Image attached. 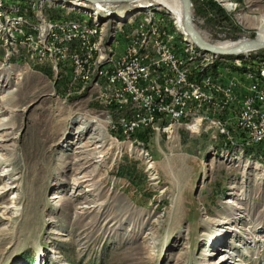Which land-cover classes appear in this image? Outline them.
Returning <instances> with one entry per match:
<instances>
[{"label": "rangeland", "instance_id": "374dc122", "mask_svg": "<svg viewBox=\"0 0 264 264\" xmlns=\"http://www.w3.org/2000/svg\"><path fill=\"white\" fill-rule=\"evenodd\" d=\"M191 2L205 39L257 38L264 0ZM72 6L0 1V22L14 12L27 20L12 38L0 32V264H264V148L256 156L252 142L181 129L174 140L150 127L127 135L122 112L98 96L95 74L125 48L124 39L114 43L118 15L98 16L107 31L100 61L74 79L46 56L55 48L49 31L41 37L44 20ZM130 9L138 28L150 16L168 21L194 61H220L230 74L240 73L233 64L264 61V48L206 59L194 43L201 52L192 54L166 8L111 7ZM241 72L264 82L259 69ZM95 116L108 121L90 122Z\"/></svg>", "mask_w": 264, "mask_h": 264}, {"label": "built area", "instance_id": "2783aa9c", "mask_svg": "<svg viewBox=\"0 0 264 264\" xmlns=\"http://www.w3.org/2000/svg\"><path fill=\"white\" fill-rule=\"evenodd\" d=\"M72 14H64L73 16L72 25L61 24L63 15L50 14L43 31L55 28L66 37H87L94 55L93 30L82 16ZM144 19L148 36L139 38V28L133 21H125L120 38L125 39V48L115 49L116 58L109 70H95L101 74L98 96L122 112L126 134L150 127L165 132L169 140L176 139L180 129L189 134L211 132L231 140H248L247 132H256V140H263L264 85L244 77L241 65L264 71V61L233 64L240 65V73L230 74L228 69L214 68L210 61H194L186 47L175 41L163 17ZM192 22L196 27L193 18ZM78 52L56 45L55 52L46 56L54 57V69L59 65L69 68L73 79L84 71V65L77 62ZM201 69H208V76H201Z\"/></svg>", "mask_w": 264, "mask_h": 264}, {"label": "bare ground", "instance_id": "6f19581e", "mask_svg": "<svg viewBox=\"0 0 264 264\" xmlns=\"http://www.w3.org/2000/svg\"><path fill=\"white\" fill-rule=\"evenodd\" d=\"M0 1H2V0H0ZM68 1L71 4H73V6H72V10L73 11L75 10V12H78V13H82V12L86 13L87 16H82V17L84 19V23L87 24V25H90L91 30H93V45H94V48H95V52L98 49H100L101 47H103V45L105 43L106 32H107L105 27L101 26L98 23V16L101 15V14L102 15H107V16H110V15L116 16V15H118L121 23H118L116 25L115 31H114L115 39L114 38L113 39H114V43H115L116 46H121V45L123 46L122 40L120 39L121 38V30L123 29V25H124L123 23L125 22V20L126 21H133L134 25H136L137 22H138L139 16L135 15V16L131 17V14H132V10L131 9H130V11H127V10L117 11L116 10V12H112L111 11V7H113L116 4L120 5L118 7H122L124 5H130V4H134L135 5L136 3L139 4V6H142V7H145V8H148V7L153 6V5H161L162 7L166 8L167 11L171 14L173 20L175 21L174 23H176V25L178 27L177 29H180V31L183 33V38H184L185 43L187 44L186 46H187L188 50H190L192 52V54L196 53L198 51V50L195 51V46H196L194 44L195 42L191 39V37L189 36L188 32L186 31V29L184 27L185 23H184V14H183V8H182L181 0H151L148 4H147V2L144 3V0H139L137 2H129L127 4L125 3L124 0L102 1V2H104L106 4L111 5V6H106L105 4H101V3H99L100 1H95V2H89V1H86V0H68ZM129 1H133V0H129ZM12 3H14V2H12ZM227 5H229V4H227ZM118 7H115V8H118ZM0 8H2V7H0ZM92 12H94V13H92ZM115 13H118V14H115ZM76 15H77V13H76ZM77 16H81V15H77ZM63 17H64V15L61 17V24L62 25H72L73 24V18L63 19ZM5 19H6L5 21H1L0 22V32L2 30H5V32L10 31V38L13 37V32H15L14 29H17V27H18L17 26L16 28H14L16 24L20 25V23H27L26 22L27 20H22L21 15L18 16L17 13H15V12L14 13H10V14L8 13L7 14V18H5ZM44 21H45L44 25L41 26V29H42L41 37L44 36V32H46V31L48 32L49 31L50 32V39H51V42H52V45H53L54 48L57 45L58 47H61L62 49H67L68 45H75V49H79V52L77 53V62H79L81 64H84V68H85V66L88 67V66L92 65L93 63H96V62L100 61V59H99L100 55L97 58H95V53H94V55H92V47L90 45L89 38L84 37L82 35H69V37H66V36H64V34H59V29H55V28H46L43 31V28L45 27V24H46V20H44ZM141 21H144V19H141ZM167 22L168 21H166V24H167V27H168V23ZM142 25H143L144 28H139V38H146L148 36V24L145 25L142 22ZM168 29H169V27H168ZM258 30L259 31H258V35H257L256 39L264 42V13L261 16V18L258 19ZM173 37H174V33H173ZM180 37H178V38H180ZM111 40H112V38H111ZM111 40H110L109 43H111ZM245 41H246L245 39H241V40H238V41H223V42H218V43H215V44L220 45V46L225 47V48H229V47H233V46L239 45V44H241V43H243ZM10 42H12V40H10ZM180 42H179V45L181 46ZM261 47H264V46H261ZM199 48L204 50V52H205V57L204 58H206V59L216 58L217 55L234 57L232 55H223V54H220V53H217V52H213V51H210V50H205V49H203L201 47H199ZM256 49H260V48H254V49L246 48V49L243 50L242 54L237 55L235 57L245 56V52L256 50ZM50 50H52V48ZM80 51H83V52H85L87 54L85 58H82V56L80 55ZM186 51H187V49H186ZM105 52H107V51H105ZM198 52H201V51H198ZM206 52H211V53H214V54H210V53H206ZM42 57H44V56H42ZM114 60H115V58L112 59V61H110L109 64L106 67L103 66V68H101L102 69L101 71L109 70L110 69V64L112 62H114ZM211 65H212V63H211ZM247 66H249V65H247ZM213 67H214V65H213ZM251 68L252 69H257V68H254V67H251ZM201 71H208V69H201ZM97 75H99V77H98L99 79L97 80L98 81L97 85H99V83L101 82V74H97ZM77 76H79V75H76L75 77H77ZM203 76H208V75H206L204 73ZM75 77H73V79ZM256 79H257V82H260L259 83L260 85H264L263 80H260L258 78H256ZM89 121L90 122H99L100 121L101 124H102V121L103 122H107L108 120H102L99 116H95L94 119H91ZM87 124L85 126H82V128L85 129L88 126ZM128 134H133V133H128ZM101 139H103V137ZM247 139L248 140H242V141H246V142H250L249 140H255L253 142L261 141V140H256V132H247Z\"/></svg>", "mask_w": 264, "mask_h": 264}, {"label": "water", "instance_id": "95a60500", "mask_svg": "<svg viewBox=\"0 0 264 264\" xmlns=\"http://www.w3.org/2000/svg\"><path fill=\"white\" fill-rule=\"evenodd\" d=\"M89 2H95V1H118V0H86ZM182 2V8H183V14H184V23H185V29L188 32L189 36L191 39L195 42V44L205 50H210L213 52H217L223 55H232V56H237L243 53V50L246 48H264L261 46H264V42L257 40L255 37H250L248 40L245 42L225 48L220 45H217L207 39H205L200 32L197 30V28L194 26L192 22V16H191V11H192V2L191 0H181ZM111 37L107 40V42H110Z\"/></svg>", "mask_w": 264, "mask_h": 264}, {"label": "trees", "instance_id": "16d2710c", "mask_svg": "<svg viewBox=\"0 0 264 264\" xmlns=\"http://www.w3.org/2000/svg\"><path fill=\"white\" fill-rule=\"evenodd\" d=\"M221 64L220 61L217 63V65H215V68H217V66ZM252 145V151L253 153L258 156V147L262 149V147L264 148V139L259 141V142H252L250 143ZM257 147V148H256ZM253 154V155H254Z\"/></svg>", "mask_w": 264, "mask_h": 264}]
</instances>
